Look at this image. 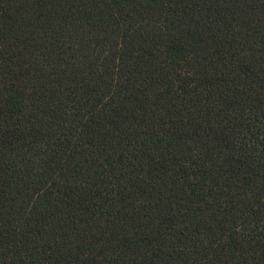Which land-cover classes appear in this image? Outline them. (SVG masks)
<instances>
[{
    "label": "trees",
    "instance_id": "obj_1",
    "mask_svg": "<svg viewBox=\"0 0 264 264\" xmlns=\"http://www.w3.org/2000/svg\"><path fill=\"white\" fill-rule=\"evenodd\" d=\"M0 264H264V0H0Z\"/></svg>",
    "mask_w": 264,
    "mask_h": 264
}]
</instances>
